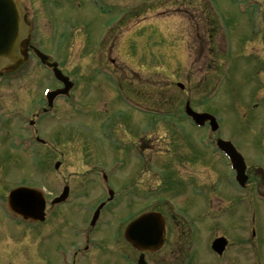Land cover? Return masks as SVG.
I'll return each instance as SVG.
<instances>
[{
  "label": "rangeland",
  "instance_id": "obj_1",
  "mask_svg": "<svg viewBox=\"0 0 264 264\" xmlns=\"http://www.w3.org/2000/svg\"><path fill=\"white\" fill-rule=\"evenodd\" d=\"M32 1L35 8L29 16L35 30L32 45L55 56L62 71L77 87L69 99L56 102L51 116L42 117L46 106L44 90L54 91L58 83L39 61L31 58L20 72L4 78L0 84V253L6 251L0 255V264H29L30 259H41L44 246L48 248L51 264H57V253L79 242V237L75 236L86 228L90 210L106 199L102 198L99 187L101 171L106 172L109 185L118 195L107 208L111 206L118 214L108 219L102 215L97 227V249L82 264H127L113 252L111 236L114 238L117 224L121 227L123 222L137 216L132 218L136 213L133 204L147 205L156 196L158 200L175 202L181 216L188 220L202 213V195H192L198 184L191 186V181L180 177L177 170L178 166H183V174L188 168L191 170V156L207 164L204 154L208 153V148L204 138L194 132L195 127L188 119L174 115L184 113L187 101L196 111L219 117L224 138L245 155L259 180L256 190L264 191V165L261 166L264 130L261 134L260 129L264 121L257 123V128L252 127V113L248 111L250 101L256 104L259 101L255 98L264 100L261 96L264 93H259V82L254 79L257 67H250L255 58L249 51L264 59V0H248L260 3V11L250 6L245 15L240 13L242 7H237L234 0H111L103 4L106 12L99 6L94 7L91 0ZM97 2L102 4L104 0ZM208 3L215 10L209 8ZM215 11L223 29L240 30L238 37L228 33L230 40H236V46L227 47L231 55L227 65L220 59L226 47L221 36H217L221 34L219 27L214 37L209 36L215 29L214 20L218 23ZM257 13L258 18H255ZM139 15L144 16L135 20ZM109 26L112 30L105 34ZM76 29L79 31L72 37ZM258 29L259 33H255ZM213 49L216 55H212ZM107 57L115 58L118 67H107L110 65ZM183 65V73L175 72ZM222 65L226 66L221 68ZM262 79L264 83V75ZM219 80H222L221 92L203 105ZM263 83L260 84L264 91ZM177 84L184 85L185 90L181 91ZM130 103L150 108L143 111ZM262 113L264 116L262 109L253 112L257 116ZM30 121L35 124L30 126ZM172 125L166 137L165 132L158 131ZM29 128L32 133L26 131ZM60 136L64 141H74L62 144L58 142ZM36 138L45 146L37 143ZM167 139L172 142L168 144ZM24 142L31 143L28 151L24 150L27 146H23ZM177 155L186 156L187 160L178 164ZM208 157L210 173L201 176H211L218 182L201 188L203 196L222 193L233 203L235 224H250L251 215L244 213L246 203L244 205L240 197L244 201L249 197L255 204L258 202L255 192L247 188L236 195L229 188L230 171L216 157ZM57 162L62 165L56 172ZM192 164L197 163L192 161ZM84 171L88 173L85 178L70 174ZM154 175L158 179L156 193L149 196L147 190L153 186L150 180ZM24 185L45 189L49 222L35 226L5 212L9 193ZM67 185L74 193L73 205L60 209L52 206L50 199ZM85 188L88 190L84 192ZM258 203L256 208L263 211L262 202ZM214 208L218 210L215 205ZM56 212L66 219L60 230L57 218H53ZM165 212L168 213L167 207ZM261 216L257 242L263 243L264 213ZM106 220L107 236L100 227ZM173 226L174 223L169 229L177 235L172 237L173 241L178 245H191L189 224L185 230L182 225ZM208 235L207 230L201 233L204 236L201 246L196 245L191 253L195 254L198 264H221L209 253ZM243 248L245 252L238 254L241 264H252L255 258L264 260V245H260V254L254 257L251 248ZM66 258L67 262L71 260L67 255Z\"/></svg>",
  "mask_w": 264,
  "mask_h": 264
},
{
  "label": "flooded vegetation",
  "instance_id": "obj_2",
  "mask_svg": "<svg viewBox=\"0 0 264 264\" xmlns=\"http://www.w3.org/2000/svg\"><path fill=\"white\" fill-rule=\"evenodd\" d=\"M180 161H178V164H181L184 159L187 160L186 156L181 155ZM186 176L182 177L184 180H187L188 182L191 181V170H186L185 171ZM247 175L249 176V182L251 179V171H247ZM252 180V179H251ZM253 183L256 181V179L252 180ZM252 191L255 190V186L251 188ZM114 198L112 197V200L108 199V202L104 203L101 202L100 204H105L104 209L101 211L100 219L97 222L96 226L92 229L95 231L97 227H99L101 223V217L104 214L105 218H114L116 217V214H118V210H114L113 208H107ZM155 204V205H154ZM116 205L115 207H117ZM150 208L144 210L140 215H144L147 213H151L154 215H158L161 212L160 211H165V207H163L160 202L157 200H154L152 204L148 205ZM95 212V211H94ZM173 214H171L173 218V222L176 223L175 227H178V225L183 224V226H191V220H188V222L183 218L181 221L176 222V217H178L177 214L180 213L179 207L175 205V209H172ZM53 218H57V224H58V229L60 230L62 226H64L66 219L60 215H56ZM166 218V216H165ZM61 219V220H60ZM167 220V218H166ZM50 221V216H48L45 220V222ZM253 231H256V219L253 217ZM129 221L123 222V225L121 227H117L118 224L116 225V228L114 230V238L111 236V239L114 240V245L113 247V252L121 257L124 258L125 263L127 264H191V245H178L177 241H173L172 237L177 236L173 231H170L166 228V236H165V243L163 244L162 247L157 248L156 245L151 243H146L145 241L141 243L140 246L143 247H151V250L149 252L147 251H142L140 248L130 245L129 242L125 239V230L128 226ZM102 230L107 232V229L109 228V224L106 221L102 223L100 226ZM65 236V235H64ZM82 233H78L75 238L81 239ZM122 237V240L120 238ZM159 233L154 234V238H158ZM230 246V247H229ZM231 246L234 245H228V251L227 255L232 254V248ZM97 249V245H79V242H76L75 244L71 245L70 248L63 249L57 253V258L55 263L57 264H82L84 260L88 259L93 252ZM67 251V252H66ZM237 254V250L235 249V255ZM70 258L67 262V258ZM41 259H30L29 264H51V262L48 259V248L46 246L43 247V250H41L40 254ZM229 261L231 264L235 262L234 258L226 259ZM53 264V263H52Z\"/></svg>",
  "mask_w": 264,
  "mask_h": 264
},
{
  "label": "water",
  "instance_id": "obj_3",
  "mask_svg": "<svg viewBox=\"0 0 264 264\" xmlns=\"http://www.w3.org/2000/svg\"><path fill=\"white\" fill-rule=\"evenodd\" d=\"M16 3L18 6H16ZM29 36L30 30L25 20V12L19 0H0V75L16 72L24 65L27 53L25 44L28 42ZM37 55L44 64H47L48 57L39 53ZM56 78L66 85V89L55 94H50L51 107L52 100L56 95H68L73 87L59 72H56ZM186 113L193 117L199 125H203L208 120L214 122V119L208 115L195 114L189 105L186 107ZM242 166H239L241 168L239 170L241 171L244 168ZM66 198L67 195H64L61 199L57 200V203L63 202ZM8 202L11 210L23 219L34 222L44 221L45 202L42 195L37 191L27 188H17L11 192ZM142 221L137 220L129 227V240L135 245H139L140 243ZM149 231V227L144 229V237ZM146 240L149 239L146 237Z\"/></svg>",
  "mask_w": 264,
  "mask_h": 264
},
{
  "label": "bare ground",
  "instance_id": "obj_4",
  "mask_svg": "<svg viewBox=\"0 0 264 264\" xmlns=\"http://www.w3.org/2000/svg\"><path fill=\"white\" fill-rule=\"evenodd\" d=\"M19 2L22 4V1L21 0H19ZM23 5V4H22ZM16 6H18L17 5V3H16ZM17 9V8H16ZM18 10V9H17ZM149 228H152L151 226H149Z\"/></svg>",
  "mask_w": 264,
  "mask_h": 264
}]
</instances>
